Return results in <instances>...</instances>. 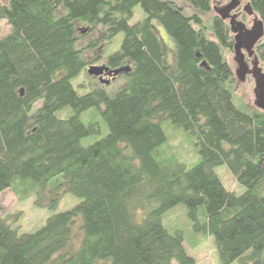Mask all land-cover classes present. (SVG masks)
Wrapping results in <instances>:
<instances>
[{
    "label": "trees",
    "instance_id": "16d2710c",
    "mask_svg": "<svg viewBox=\"0 0 264 264\" xmlns=\"http://www.w3.org/2000/svg\"><path fill=\"white\" fill-rule=\"evenodd\" d=\"M185 2L191 14L175 0H0L11 27L0 38V194L51 212L68 194L81 199L36 232H20L19 213L1 216L0 264H197L183 231L164 225L179 204L195 234L213 236L221 264H264V111L239 94L228 22L205 21L213 0ZM249 3L264 21V0ZM139 7L145 18L132 22ZM83 32L102 37L85 44ZM120 34L107 66L127 71L125 85L109 94L80 82L86 52ZM257 53L264 62V43ZM94 108L102 120L84 122ZM164 124L195 146L192 167ZM223 165L243 194L225 187Z\"/></svg>",
    "mask_w": 264,
    "mask_h": 264
},
{
    "label": "rangeland",
    "instance_id": "374dc122",
    "mask_svg": "<svg viewBox=\"0 0 264 264\" xmlns=\"http://www.w3.org/2000/svg\"><path fill=\"white\" fill-rule=\"evenodd\" d=\"M175 1L181 7H183L187 13L191 14L193 12L191 7L185 2V0H175ZM231 1L232 0H213L212 13L205 17V21H208L213 16H218V13L216 12L215 9L226 6ZM248 4H249V0H243L240 7L237 8L233 12V14L239 15L238 20L243 22L250 29L253 26L254 17L249 16L245 11V7ZM143 18H145V13L139 7L136 10L135 17L132 20V22H137L139 20H142ZM157 29L160 32L158 33L159 36L165 38L164 41L172 48L173 47L172 39H170L167 36L165 31L161 27ZM10 32H11L10 25L7 23L6 20H1L0 38L7 36ZM85 35L86 32H83V34L80 35L81 38L83 39V43L85 44L86 42H89L92 39L102 37L100 32H96L88 36L87 38H85ZM123 37H124L123 34H120L112 41L110 45L108 43H104L99 47H97L95 50H90L86 52V58L89 63L88 66L91 65L106 66L107 56L110 53L116 52L120 48ZM263 43H264V37L258 43L257 46ZM257 46L255 48L256 56L259 59L260 66L264 70V62L261 61L260 56L257 53ZM227 57L233 71L236 72L238 66L234 61L235 58L234 50L233 52H228ZM252 61L253 59L251 61L249 60L250 65ZM126 73L127 71H122L121 73L118 74L117 79L113 81L109 80L107 77H103V81H110L109 84L100 82L98 78L93 79L89 75L79 80L80 82L93 83L94 85L100 84L107 90L109 94H114L125 85ZM79 80L75 81L74 84L77 85V82ZM237 84H238L240 96H242L252 107H256L255 95H254V89H255L254 79L251 76H248L245 82H240L237 79ZM76 90L78 91L79 94H85L90 89L89 88L81 89L76 86ZM37 106H39V104ZM70 112L71 109H65L64 111H61L59 113V116L64 118ZM93 118L96 119L99 118L100 120H102V116L98 108H94L90 111H87L82 115V120L84 122H88ZM164 128L169 137V143H172L173 152H176V157L178 158V160L182 163H185L189 168L192 167L200 159V155L197 153L195 146H193L190 142H188L185 139L186 136L183 131L172 130L168 127L167 124H164ZM107 132H108V127L105 123H103L102 134L105 135L107 134ZM95 140H96L95 137H90L83 140V144L89 145L93 143ZM216 172L227 189H229L232 192H235L238 195L243 194L245 192L246 190L245 187L238 183L236 177L234 176V174L227 165L218 167L216 169ZM62 181H63V176L58 175L49 181L48 187L53 189ZM80 202H81L80 198L68 194L63 198L58 209L55 212H51L48 209H42L37 207L34 204V197H31L25 200L24 202H21L14 193V191L12 189H8L4 193L0 194V217L8 216V215L12 216L13 214L19 213L20 216L18 218V221H16L17 223L16 225L19 227L20 232L21 233L36 232L44 226L47 219L51 215H53L54 213L70 211L74 209ZM164 225L171 233H174L176 230L183 231L185 235L184 245L186 251L190 256L195 258L197 264H221L218 255V249L213 236L212 235L198 236V234H195L193 232L192 224L189 218L187 217V212L184 205L179 204L173 209H171L164 217ZM174 264H178V263L174 262ZM234 264H241V263L235 262Z\"/></svg>",
    "mask_w": 264,
    "mask_h": 264
},
{
    "label": "water",
    "instance_id": "95a60500",
    "mask_svg": "<svg viewBox=\"0 0 264 264\" xmlns=\"http://www.w3.org/2000/svg\"><path fill=\"white\" fill-rule=\"evenodd\" d=\"M243 0H232L228 5L215 9L218 16L229 22L230 30L234 35V53L238 68L235 72L236 78L240 82H245L251 76L255 82V106L264 111V70L260 66L258 57L255 55V47L264 37V21L255 13L251 4L245 7L249 16H253V26L249 29L243 22L239 21V15L233 12L240 7ZM247 58L253 59L251 65ZM121 70L109 72L105 66H88L87 73L95 78H99L102 83L109 84L110 81H103V76L113 74L117 76Z\"/></svg>",
    "mask_w": 264,
    "mask_h": 264
},
{
    "label": "flooded vegetation",
    "instance_id": "af4514ba",
    "mask_svg": "<svg viewBox=\"0 0 264 264\" xmlns=\"http://www.w3.org/2000/svg\"><path fill=\"white\" fill-rule=\"evenodd\" d=\"M226 22H228V21H226ZM228 24H229V22H228ZM256 48V47H255ZM255 55H256V52H255ZM249 60L251 61L252 59L251 58H247V61L249 62ZM250 63V62H249ZM105 67H107V68H109V72L110 71H114L113 69H111L109 66H105ZM118 76V75H117ZM117 76H115L114 74L112 75V76H110V75H104L103 77H107L109 80H116L117 79Z\"/></svg>",
    "mask_w": 264,
    "mask_h": 264
}]
</instances>
